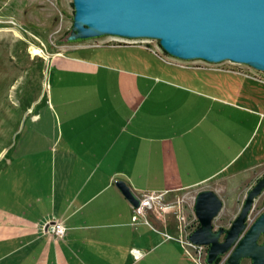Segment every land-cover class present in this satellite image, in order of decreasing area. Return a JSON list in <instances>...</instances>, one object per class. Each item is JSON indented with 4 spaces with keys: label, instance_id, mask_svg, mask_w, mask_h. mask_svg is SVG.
<instances>
[{
    "label": "crops",
    "instance_id": "crops-1",
    "mask_svg": "<svg viewBox=\"0 0 264 264\" xmlns=\"http://www.w3.org/2000/svg\"><path fill=\"white\" fill-rule=\"evenodd\" d=\"M68 53L54 56L52 71L98 72L96 65L78 62ZM208 66L205 68L219 69ZM122 76L135 74L126 70ZM160 84L153 82L150 95L144 98L115 96L113 92L98 99L72 100L70 110L62 106L57 121L53 120V131L46 130L48 127L32 130L18 145L1 149L0 264H196V253L181 224L163 213L147 214L149 224L142 219L133 224L132 207L115 182H125L140 197L158 193L168 197L174 191L216 183V189H211L224 203L233 188L238 195L235 199H241L253 185L247 174L264 167L263 159L257 164L249 160L241 163L253 135L256 137L262 127L264 114L247 106L245 102L259 97L256 93L243 95L242 87L226 92L241 101L238 103L206 92L213 88L224 93L221 85L199 83L203 90H195L164 84L159 89L162 97H157ZM174 94L178 96L172 105ZM180 97L185 103L194 97L203 108L218 104L231 111L232 118L218 113L211 118L210 108L209 113L196 112L191 118L187 111L188 119H182ZM163 98L159 113L158 101ZM23 115L31 118L30 124L42 120L35 110ZM254 116L249 138L238 150L217 143L214 125L221 129L225 124L234 131L231 135L228 130L227 144L248 133ZM219 159L221 166L211 171L210 166ZM51 220L63 223L66 234L62 239L44 235L43 227Z\"/></svg>",
    "mask_w": 264,
    "mask_h": 264
},
{
    "label": "rangeland",
    "instance_id": "rangeland-1",
    "mask_svg": "<svg viewBox=\"0 0 264 264\" xmlns=\"http://www.w3.org/2000/svg\"><path fill=\"white\" fill-rule=\"evenodd\" d=\"M73 14L72 0H0V150L9 144L11 146L18 145L23 139L29 137L32 130L48 127L46 130L49 131L50 128L53 131V120L57 121V116L63 111L62 106H65L66 111L70 110L68 104L72 100L75 101L77 98L98 99L111 95L113 92L116 93L115 96L144 98L150 95L153 82L161 83L157 86L159 87L157 97H162L159 94V89L164 84L169 86L179 84L195 90H203L199 83H206L211 86L221 85L222 90L225 89V92L221 93L213 88H208L206 92L211 96H219L223 100H232L238 103L241 101L228 96L226 92L233 87L237 90L242 87L243 95L256 93L259 97V99L245 102L247 106L258 112L256 114H264L263 73L244 65L229 62L215 64L213 66L219 69L209 70L205 67H210L208 65L212 64L200 60L187 62L172 58L154 40H122L103 36L68 42L67 37L73 25ZM31 47L40 49L42 55H32ZM80 48H82L80 51L68 53L71 49L78 50ZM62 53H68V57L78 62L96 65L98 72L89 75L74 71H52L51 62L54 56ZM126 70H131L135 77L122 76ZM115 80H120L119 84L111 83ZM133 81L136 82L135 85ZM165 94L166 92L163 96ZM153 95L155 93L152 94V98ZM176 96L178 95H173L172 105L176 104ZM43 97L45 100L41 101ZM151 97L147 103L150 102ZM164 99L158 101L161 103L159 113L163 110ZM189 99L190 103H185L184 97H180L178 100V103L183 105L179 111L182 119H188L187 111L191 118L196 112L201 115L203 112L209 113L210 108H213L209 104L203 108L200 101L197 104L194 97ZM194 103H196V108ZM148 108L149 105L145 106L146 110ZM29 110H35L36 113L42 114V120L39 123L34 124L33 121V124H30L31 118L23 115ZM217 113L229 118H232L233 115L231 111L223 109L218 104L213 108L211 118L214 114L217 116ZM254 117L248 123V133L234 137L227 144H225V138L229 129L225 124H222L221 129L214 125L213 131H215L217 143L223 144L224 147L229 145L231 150H238L249 138L248 134L256 122V116ZM263 127L264 122L256 137L255 134L253 135L254 140L246 155L241 158V163L244 160H249L251 164H257L259 160H264ZM229 131L231 135L234 133L233 130ZM2 153L4 150L0 151L1 161L4 160V157H1ZM221 164L222 159L217 160L216 163L213 162L210 166L212 167L211 171L216 170ZM247 176L253 180V185L256 184L264 177V167L250 171ZM233 186L231 185V188ZM207 187L216 189L217 184L212 183ZM234 189L226 196L229 199L225 197L226 208L232 206L235 202L234 199L238 196ZM193 191L172 192L173 195L165 197L167 208L163 212V216H170L174 219L173 221L181 224L182 231L188 235L197 228L188 227L192 225L193 218L190 219L191 212L188 204L185 203L186 198L191 196ZM236 209V206H232L228 213L223 210L219 217L223 216L225 221L233 219ZM262 213H264V190L253 202L246 220L248 225H251ZM218 223L219 221L216 220L215 225ZM214 228L218 229V227ZM228 228L223 227V229ZM171 235L176 238L174 233ZM198 250L201 253V261L205 262L208 248L199 247ZM227 258L228 255H222L217 258L218 260L214 264H227ZM194 260L198 264L196 257ZM172 262L174 261L168 263ZM241 264H250V260H242Z\"/></svg>",
    "mask_w": 264,
    "mask_h": 264
},
{
    "label": "water",
    "instance_id": "water-1",
    "mask_svg": "<svg viewBox=\"0 0 264 264\" xmlns=\"http://www.w3.org/2000/svg\"><path fill=\"white\" fill-rule=\"evenodd\" d=\"M73 25L68 42L109 36L122 40H154L172 58L229 62L264 74V0H72ZM115 186L129 205L140 196L123 181ZM264 190V177L247 192L244 205L228 229L212 227L222 201L211 190L196 196L199 222L188 242L208 248L205 264L228 255L227 264H264V213L251 225L245 220Z\"/></svg>",
    "mask_w": 264,
    "mask_h": 264
},
{
    "label": "built area",
    "instance_id": "built-area-1",
    "mask_svg": "<svg viewBox=\"0 0 264 264\" xmlns=\"http://www.w3.org/2000/svg\"><path fill=\"white\" fill-rule=\"evenodd\" d=\"M264 81V80H263ZM165 194H146L140 197V205L138 208L132 207V222L135 224L139 219H142L143 223L149 224L147 214H162L166 211L167 203L165 202ZM44 235H48L55 239H62L66 234V229L62 222L59 221H47L43 227ZM189 243V242H188ZM197 255L198 264H205L201 261V253L198 250L199 247L193 246L189 243ZM140 256V255H138Z\"/></svg>",
    "mask_w": 264,
    "mask_h": 264
},
{
    "label": "flooded vegetation",
    "instance_id": "flooded-vegetation-1",
    "mask_svg": "<svg viewBox=\"0 0 264 264\" xmlns=\"http://www.w3.org/2000/svg\"><path fill=\"white\" fill-rule=\"evenodd\" d=\"M263 178V177H262ZM257 183V182H256ZM255 185V184H254ZM254 185H252L251 186V188L254 186ZM250 188V189H251ZM249 189V190H250ZM202 190H211V191H213L211 188H209V187H201V188H198V189H196V190H194L192 193V195L191 196H189V197H187L186 199L188 200V202H187V200L185 201V203H187L188 204V207H189V209H190V212H191V215H190V219H191V217L193 218V223H192V225L191 226H188V227H199L200 225H199V222L197 221V219L195 218V215H194V211H193V206H194V203H195V199H196V196H197V194L199 193V192H201ZM248 190V191H249ZM247 191V192H248ZM214 192V191H213ZM247 192L245 193V195L241 198V199H235L234 201V203L232 204V206H236V211H235V216H234V218L233 219H230V220H227V221H225V218L222 216V217H219V215L221 214V211H223L224 210V212L226 211L227 213L231 210V208H232V206H228V208H226V206H227V204L226 203H223V201H222V208H221V211L219 212V214L217 215V217L215 218V219H213V221H212V227H218V228H223V227H230L231 226V224H232V222L234 221V219L238 216V214L240 213V211H241V209H242V207H243V205H244V201H245V197H246V194H247ZM226 204V205H225ZM228 205H229V203H228ZM252 208V207H251ZM251 211V210H250ZM250 211L248 212V215H247V218H246V220L248 219V217H249V214H250ZM216 220H218L219 221V223H218V225H215V221ZM246 220H245V223H246V225H248V223L246 222ZM250 264H251V262H250Z\"/></svg>",
    "mask_w": 264,
    "mask_h": 264
},
{
    "label": "bare ground",
    "instance_id": "bare-ground-1",
    "mask_svg": "<svg viewBox=\"0 0 264 264\" xmlns=\"http://www.w3.org/2000/svg\"><path fill=\"white\" fill-rule=\"evenodd\" d=\"M30 52L32 55H35V56H41L42 55L40 49H38L36 47H31Z\"/></svg>",
    "mask_w": 264,
    "mask_h": 264
},
{
    "label": "trees",
    "instance_id": "trees-1",
    "mask_svg": "<svg viewBox=\"0 0 264 264\" xmlns=\"http://www.w3.org/2000/svg\"><path fill=\"white\" fill-rule=\"evenodd\" d=\"M218 259H216V261H217Z\"/></svg>",
    "mask_w": 264,
    "mask_h": 264
}]
</instances>
